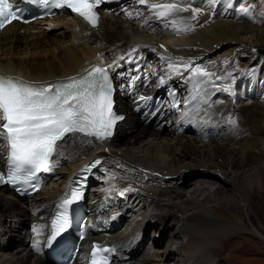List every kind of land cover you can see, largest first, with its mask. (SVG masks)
<instances>
[{
	"label": "bare ground",
	"instance_id": "bare-ground-1",
	"mask_svg": "<svg viewBox=\"0 0 264 264\" xmlns=\"http://www.w3.org/2000/svg\"><path fill=\"white\" fill-rule=\"evenodd\" d=\"M161 2L177 3L183 10L158 20L150 5ZM129 4L126 13L105 12L94 28L67 15L47 27L18 30L11 24L0 32V65L35 81L73 74L92 62L115 66L125 54L121 62L144 59V84L123 109L160 96L166 115L149 127L129 113L118 133L124 137L121 144L108 145V152L85 136L69 137L59 149L66 165L51 184L28 198L1 187L0 264H53L46 253L52 208L75 169L97 150L105 156V172L99 171L102 183L90 191L96 203L122 194L139 202L138 216L112 233L113 239L124 243L146 226L165 238L164 245L140 253L132 264H246L243 255H264L253 240L264 247V230L251 215L255 198L264 194V68L260 77L256 70L258 75L242 79L243 70L264 51V24L234 11L230 0ZM193 8L200 9L195 20ZM184 25L194 30H180ZM231 55L247 57L246 69L225 85L219 74L227 72ZM208 64L204 77L188 70ZM208 89L213 94L209 99ZM213 104L226 113H218ZM4 145L0 134V158Z\"/></svg>",
	"mask_w": 264,
	"mask_h": 264
},
{
	"label": "snow or ice",
	"instance_id": "snow-or-ice-1",
	"mask_svg": "<svg viewBox=\"0 0 264 264\" xmlns=\"http://www.w3.org/2000/svg\"><path fill=\"white\" fill-rule=\"evenodd\" d=\"M27 2L37 5L46 12H51L52 9H70L95 27L98 21L96 8L102 0H27ZM138 3L145 5L148 0H138ZM150 8L154 10V17L158 20L183 10L178 8L177 3L164 2L153 3ZM192 11V19L195 20L200 9L193 8ZM244 11L248 12L249 9ZM16 20L29 22L23 18V9L10 0H0V29ZM171 23L175 25L177 21ZM180 30L192 31L194 28L192 25H184ZM179 59L183 61V58ZM183 67L187 68L188 64L184 63ZM169 68L176 72L180 71V66L177 65L170 64ZM188 70L195 75L204 74L200 67ZM163 83L164 80L161 79L160 84ZM122 119L123 117L114 111L113 86L104 68L94 67L86 70L83 76L47 84L0 77V133L5 134L8 139L10 165L7 181L0 176V182L13 185L27 183L38 172L52 171L55 165L50 158L58 142L69 134L76 133L100 141L110 139L114 126ZM100 163L101 161L97 159L92 166ZM79 199L80 193L73 190L71 198L65 199L58 206L64 210L58 212L57 218L52 221L53 229L47 238L49 245L68 226L66 206ZM38 246L39 241L34 247ZM97 249L98 246L94 244V258L91 264H108V258L98 256ZM102 251L114 252L115 249L105 248Z\"/></svg>",
	"mask_w": 264,
	"mask_h": 264
},
{
	"label": "rangeland",
	"instance_id": "rangeland-1",
	"mask_svg": "<svg viewBox=\"0 0 264 264\" xmlns=\"http://www.w3.org/2000/svg\"><path fill=\"white\" fill-rule=\"evenodd\" d=\"M230 1L234 2V6H235L234 11L247 13L249 16L257 17L259 20L262 21V24H264V0H230ZM244 9H249V11L245 12ZM260 56L258 58H256V60L253 64H250L247 67V70H243V68L246 69L245 68V63H246L245 61L247 60L246 59L247 57L236 58L235 55H231L227 59L226 64H225V67L226 66L228 67L227 72L224 71V72L219 74V75L224 74L225 79L223 81H226L225 85H228L230 79H232L236 74L241 73V70H243L242 73H244V74L242 75V79L245 82H247L249 80L250 76L253 75V73H256V70L258 71V74L260 77L262 74V70L264 68V51H260ZM204 67L205 68H202L204 74H200L201 77L202 76L204 77L207 74L206 72L211 68L210 64L205 65ZM212 73H215V71ZM258 74L256 73V75H258ZM207 93L209 95L208 99L213 96V94L211 93V89H208ZM224 97H226L227 100L231 99L230 94H225ZM243 99H244V102L249 101V100H247L248 99L247 97H244ZM215 100L216 99H214V101ZM250 106L252 107L253 105L250 104ZM211 107L220 114L226 113V110L223 109L221 106H219L220 108H218L213 104ZM211 124H212V122H211ZM255 201L257 203V204H255L256 211H254L255 213L254 212L251 213L252 218H253L252 220L257 225V227H259L261 230H264V194L261 195L260 198L256 197ZM261 202H263V203H261ZM233 208H234V206H233ZM257 216H258V218H260L262 224L257 219ZM253 240L257 241V244L262 249H264V247L262 246V243L256 237H254ZM164 244H165V241L162 243V245H164ZM242 258H243L244 263H246V264H255V263H261L264 261L263 260L264 255H260V254H253V255L249 254V255H245V256L243 255ZM167 262H169V264H172V262H170V261H167Z\"/></svg>",
	"mask_w": 264,
	"mask_h": 264
}]
</instances>
